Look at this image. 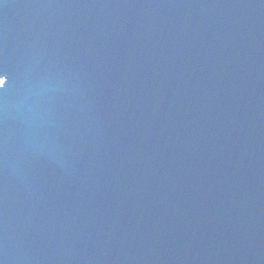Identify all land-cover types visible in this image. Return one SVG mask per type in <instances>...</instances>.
<instances>
[{
    "label": "water",
    "instance_id": "95a60500",
    "mask_svg": "<svg viewBox=\"0 0 264 264\" xmlns=\"http://www.w3.org/2000/svg\"><path fill=\"white\" fill-rule=\"evenodd\" d=\"M2 264H264V0H0Z\"/></svg>",
    "mask_w": 264,
    "mask_h": 264
},
{
    "label": "snow or ice",
    "instance_id": "6c2138e0",
    "mask_svg": "<svg viewBox=\"0 0 264 264\" xmlns=\"http://www.w3.org/2000/svg\"><path fill=\"white\" fill-rule=\"evenodd\" d=\"M4 77L8 78V74L6 71L0 69V86L5 85L6 80L4 79ZM0 264H2V262H0Z\"/></svg>",
    "mask_w": 264,
    "mask_h": 264
}]
</instances>
